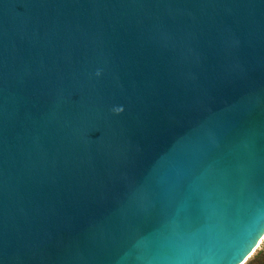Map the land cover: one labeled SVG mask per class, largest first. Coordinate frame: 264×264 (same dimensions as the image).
Wrapping results in <instances>:
<instances>
[{"label": "water", "instance_id": "water-1", "mask_svg": "<svg viewBox=\"0 0 264 264\" xmlns=\"http://www.w3.org/2000/svg\"><path fill=\"white\" fill-rule=\"evenodd\" d=\"M263 239L264 0H0V264Z\"/></svg>", "mask_w": 264, "mask_h": 264}, {"label": "trees", "instance_id": "trees-1", "mask_svg": "<svg viewBox=\"0 0 264 264\" xmlns=\"http://www.w3.org/2000/svg\"><path fill=\"white\" fill-rule=\"evenodd\" d=\"M246 264H264V249L260 252H258L255 257Z\"/></svg>", "mask_w": 264, "mask_h": 264}, {"label": "rangeland", "instance_id": "rangeland-1", "mask_svg": "<svg viewBox=\"0 0 264 264\" xmlns=\"http://www.w3.org/2000/svg\"><path fill=\"white\" fill-rule=\"evenodd\" d=\"M264 249V239L262 240L261 244L259 245L258 249L256 250V252L253 254V256L248 260L249 262L255 257V255L262 251Z\"/></svg>", "mask_w": 264, "mask_h": 264}]
</instances>
